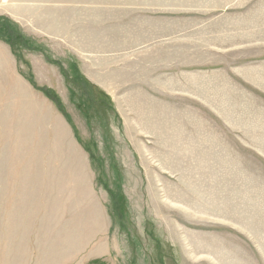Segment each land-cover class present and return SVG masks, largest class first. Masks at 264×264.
<instances>
[{"label":"rangeland","instance_id":"374dc122","mask_svg":"<svg viewBox=\"0 0 264 264\" xmlns=\"http://www.w3.org/2000/svg\"><path fill=\"white\" fill-rule=\"evenodd\" d=\"M0 37V264H264V0H0Z\"/></svg>","mask_w":264,"mask_h":264},{"label":"trees","instance_id":"16d2710c","mask_svg":"<svg viewBox=\"0 0 264 264\" xmlns=\"http://www.w3.org/2000/svg\"><path fill=\"white\" fill-rule=\"evenodd\" d=\"M1 39H3L2 37H0ZM7 40V39H6ZM7 42H8V44L9 45H12L11 43H13V41H9V40H7ZM21 43V42H20ZM57 105H58V107L61 109V106L59 105V103H57Z\"/></svg>","mask_w":264,"mask_h":264}]
</instances>
